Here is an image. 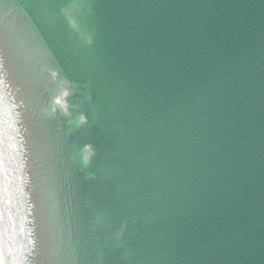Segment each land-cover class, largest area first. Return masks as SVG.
<instances>
[{"label": "water", "instance_id": "95a60500", "mask_svg": "<svg viewBox=\"0 0 264 264\" xmlns=\"http://www.w3.org/2000/svg\"><path fill=\"white\" fill-rule=\"evenodd\" d=\"M14 264H264V0H0Z\"/></svg>", "mask_w": 264, "mask_h": 264}, {"label": "bare ground", "instance_id": "6f19581e", "mask_svg": "<svg viewBox=\"0 0 264 264\" xmlns=\"http://www.w3.org/2000/svg\"><path fill=\"white\" fill-rule=\"evenodd\" d=\"M0 170H2L0 166ZM0 188V264H14L15 263V247L12 242V233L9 231L8 225L5 221L3 212L2 198Z\"/></svg>", "mask_w": 264, "mask_h": 264}]
</instances>
